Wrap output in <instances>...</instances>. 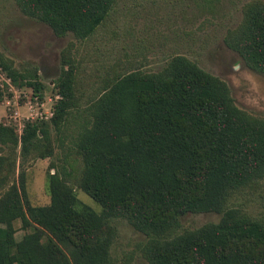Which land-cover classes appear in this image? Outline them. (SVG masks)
<instances>
[{
	"label": "trees",
	"instance_id": "1",
	"mask_svg": "<svg viewBox=\"0 0 264 264\" xmlns=\"http://www.w3.org/2000/svg\"><path fill=\"white\" fill-rule=\"evenodd\" d=\"M21 12L58 37L90 38L116 0H13ZM225 43L252 70L264 73V3L243 8L241 24ZM61 56L54 88L59 97L46 121L16 130L0 124V264H114V220L147 236L148 264H264V220L229 205L233 195L264 180V119L234 104L227 85L184 56L157 73L119 75L84 110L75 139L82 169L79 189L99 207L78 200L68 177L51 163L50 203L33 207L21 159L54 155L51 133L61 134L75 98L71 47ZM0 68L16 87L41 95L36 74L26 75L0 54ZM4 94L0 87V101ZM51 170H56L50 173ZM218 213V223L181 229L187 214ZM25 234L15 239L14 222Z\"/></svg>",
	"mask_w": 264,
	"mask_h": 264
},
{
	"label": "rangeland",
	"instance_id": "2",
	"mask_svg": "<svg viewBox=\"0 0 264 264\" xmlns=\"http://www.w3.org/2000/svg\"><path fill=\"white\" fill-rule=\"evenodd\" d=\"M264 0H116L106 20L85 41L72 35L56 36L45 24L25 16L13 0H0V54L13 68L42 84L41 95L32 88L7 83L0 68V124L14 128L18 137L28 122L48 121L57 100L54 84L61 74V56L71 47L76 65L75 98L72 111L61 134L51 133L54 155L40 160L30 155L21 159L17 150L15 175L22 172L26 198L33 207L47 206L49 165L58 173L73 165L68 183L79 201L96 212L100 207L79 189L82 164L74 146L89 103L97 98L114 77L132 71L157 73L176 56H184L228 87L234 104L248 115L264 119V73L250 69L242 58L228 48L225 38L242 22L248 3ZM0 155H9L2 148ZM56 170H51L54 173ZM230 206L255 219L264 220V180L233 195ZM218 213L187 214L180 218L181 229L196 230L218 223ZM14 222L15 239L25 231ZM111 257L114 264H148L142 249L146 235L125 220H114Z\"/></svg>",
	"mask_w": 264,
	"mask_h": 264
},
{
	"label": "built area",
	"instance_id": "3",
	"mask_svg": "<svg viewBox=\"0 0 264 264\" xmlns=\"http://www.w3.org/2000/svg\"><path fill=\"white\" fill-rule=\"evenodd\" d=\"M9 81H10V79H8V81H7V83L9 84ZM10 83H11V81H10ZM0 87H1V85H0ZM59 97H57V99H58ZM51 116H52V114H51Z\"/></svg>",
	"mask_w": 264,
	"mask_h": 264
}]
</instances>
